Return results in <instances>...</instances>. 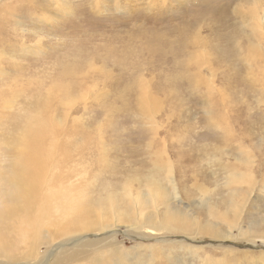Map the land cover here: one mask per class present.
Instances as JSON below:
<instances>
[{
	"label": "rangeland",
	"instance_id": "rangeland-1",
	"mask_svg": "<svg viewBox=\"0 0 264 264\" xmlns=\"http://www.w3.org/2000/svg\"><path fill=\"white\" fill-rule=\"evenodd\" d=\"M151 1L0 0V203L45 124L36 203L104 198L111 218L150 197L153 239L130 215L97 226L106 263L264 264V42L247 16L264 0Z\"/></svg>",
	"mask_w": 264,
	"mask_h": 264
},
{
	"label": "bare ground",
	"instance_id": "bare-ground-1",
	"mask_svg": "<svg viewBox=\"0 0 264 264\" xmlns=\"http://www.w3.org/2000/svg\"><path fill=\"white\" fill-rule=\"evenodd\" d=\"M165 1L162 0L164 4H167ZM149 2L152 3L151 0ZM247 16L259 29L264 42V20L258 7L254 8L253 12ZM253 55L257 57L255 49L251 50V57L256 58ZM47 133L48 127L45 124L32 129L25 137V150L12 165L8 181L13 187L11 197L16 201L0 203V264H24L23 262L31 264H108L105 262V253L100 249L113 239V235L98 234L94 231L97 226L120 225L119 222L114 221V218L119 214H125L126 217L130 215L134 220L131 227L128 228L126 225L127 231L133 234H147L145 239L154 238L151 237L154 231L148 232L142 226L143 223L153 218L151 211L150 213L142 212L144 209L142 206L151 202L150 197L145 198L143 192L141 197L144 196L145 199L142 198V204L139 203V196L131 197L134 203L129 201L131 199L128 200L129 208L122 209L123 205L112 203L110 207L114 216L111 218L105 212L110 201L105 203L104 198L100 199L98 203L90 199L89 196V198L80 200L79 203H36L38 201L36 196L38 198L41 196L42 174L49 158L44 142L42 143ZM61 152L66 151L62 148ZM49 154L52 153L49 152ZM16 190L19 193H16ZM54 191L52 195L56 197L60 189L56 188ZM152 192L154 191L151 190ZM128 195L130 196V194ZM151 198L154 201L155 197ZM115 199H113L114 202H116ZM98 211L100 216L95 217ZM158 217L160 218V215L155 218ZM59 238L62 239L54 242ZM161 238L163 237L161 236ZM42 245L48 246V250L42 251L41 255L46 261L33 263L40 253L39 249ZM112 260L115 262L121 259L113 255Z\"/></svg>",
	"mask_w": 264,
	"mask_h": 264
}]
</instances>
